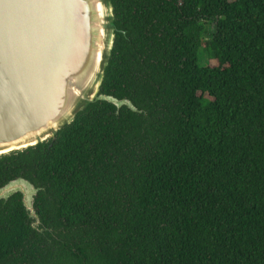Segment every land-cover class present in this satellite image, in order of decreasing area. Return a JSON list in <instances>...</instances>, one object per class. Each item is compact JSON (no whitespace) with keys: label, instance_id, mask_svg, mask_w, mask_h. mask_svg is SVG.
<instances>
[{"label":"trees","instance_id":"obj_1","mask_svg":"<svg viewBox=\"0 0 264 264\" xmlns=\"http://www.w3.org/2000/svg\"><path fill=\"white\" fill-rule=\"evenodd\" d=\"M111 1L100 93L138 112L97 102L0 157L40 221L0 201V264H264V0Z\"/></svg>","mask_w":264,"mask_h":264},{"label":"water","instance_id":"obj_2","mask_svg":"<svg viewBox=\"0 0 264 264\" xmlns=\"http://www.w3.org/2000/svg\"><path fill=\"white\" fill-rule=\"evenodd\" d=\"M111 0H0V157L48 141L101 94L115 42ZM34 185L0 188V201L21 193L33 226Z\"/></svg>","mask_w":264,"mask_h":264},{"label":"rangeland","instance_id":"obj_3","mask_svg":"<svg viewBox=\"0 0 264 264\" xmlns=\"http://www.w3.org/2000/svg\"><path fill=\"white\" fill-rule=\"evenodd\" d=\"M200 63L201 64H205V62L203 60H201ZM207 64L210 65V66H216L217 65V62L215 60H207Z\"/></svg>","mask_w":264,"mask_h":264}]
</instances>
